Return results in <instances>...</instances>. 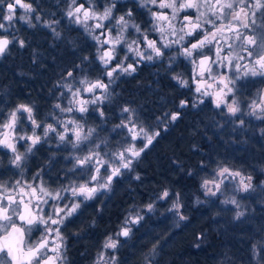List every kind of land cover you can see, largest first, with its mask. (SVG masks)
<instances>
[{
  "label": "flooded vegetation",
  "instance_id": "af4514ba",
  "mask_svg": "<svg viewBox=\"0 0 264 264\" xmlns=\"http://www.w3.org/2000/svg\"><path fill=\"white\" fill-rule=\"evenodd\" d=\"M23 2L32 4L35 11L26 13L24 9L17 7L15 18L11 23L2 19H0V23L16 27L14 33L17 34L26 28H76L79 35L74 38V43L78 45V52L75 57L77 59L87 57L88 63L92 66V74H81L80 77H85L89 83H95L99 80L108 85L107 89H101L111 92L112 105L109 106L113 110L111 111L108 127L109 142L107 146L96 149L104 160L114 159L111 154L116 153L118 150L123 151L130 145H134L139 150L146 143V140L141 137L132 140L128 128L121 129L124 138L122 137L121 141L118 142L116 118H119L121 123L125 124H129V121H131V125L135 124L137 126L135 131L142 127L151 134L159 132V135L138 157H132L130 168L122 169V174L113 178L108 189H99L92 199L85 200L83 196L74 198L81 203L72 216L67 217L60 225H53L49 222L48 227L53 229L59 227L62 237V239L58 238L55 232L48 234L50 248L62 244L59 249L62 259H56L54 264H113V257H115V264H141V260H133L135 256L139 255L133 254V249L139 248L138 245L118 242L115 249L105 248L104 245L109 237L116 238L119 227L126 221L125 215L117 225L115 198L118 181L124 175L128 181L131 180L144 152L156 139H163L164 142V139L171 137L179 142L182 132L185 131L187 138L194 142L192 143L197 150L200 147L197 146L196 141H205L207 147L201 150L204 153L226 155V157L230 155L227 159L225 157L226 160H224L227 161L228 167L243 165L245 168L253 164V161L264 167V131H262L264 130V118H257V116H264V113H261L260 108H256V115L249 114L252 111L249 106L254 101L264 107V77L249 75L235 80L233 93H227V89L223 88L221 82L222 77L235 78V69L227 67L229 60L232 61V64L239 63L243 65L247 63V60L236 59L237 54L246 56V53L238 47L239 41L231 38L233 35L231 32L225 31L223 34H218V45L215 43L209 45L201 50L202 55L192 58H187L182 54V45L190 46L188 45L189 41L195 42L192 37H186L181 44H172L171 47L163 48V55L159 57L151 49L146 48V42L139 43V45L134 44L133 49L139 47V51L144 54L145 58H141L136 54V51H129L128 49V44H131L133 40H143V36L132 27L123 32L120 43L104 44L103 41L106 38L114 40L119 33V25L116 24L115 19L99 21L104 25V28L97 29L94 27L98 22L96 19L90 18L84 23H76L73 19H69L67 11L71 0H23ZM165 2H168V0H165ZM76 3L77 5L83 4L84 8L91 9L98 14H102L105 7L115 3L114 17L125 15L131 9L133 12L132 22L140 26L142 32L147 34L148 39L155 40L157 46H160L164 41L161 40V33L155 30L154 25L165 28L166 41L177 39V36L169 34L170 30L166 21H157L152 15L153 12L163 13L171 18L172 10L169 8L161 9L158 5L152 4L141 7L140 0H76ZM204 10L201 9V11ZM25 15L31 23L19 18ZM185 15L195 17L197 13L194 9H186L179 13V17ZM257 15L259 16V13ZM37 16L40 17L39 20L36 19ZM80 16L83 20V14H80ZM85 23L88 25V29H86ZM172 23L179 29L180 23L177 20H173ZM217 23L221 22L218 21ZM205 27L210 26L205 25ZM107 29L112 30L110 37L106 31ZM239 30L241 32L246 31L242 27ZM102 32L104 35H100ZM14 33L0 29V36H6L11 41L6 51L0 55L2 56L0 58V139H6L9 143L14 144L17 153L24 158L20 166L17 167L12 163L17 153H13L10 148L0 144V184L9 187L7 192L0 190V196L12 195L17 199L22 198L25 202L31 200L30 208H32V205L39 203V207L43 211L40 212L39 209L32 208L33 215L39 212L40 216L48 217L53 213V204L63 207L64 204L71 202L73 198L70 193H61V195L68 197L64 200H51L48 197H42V199L48 200V203L44 204L37 201L31 195L30 190H28V195L18 196L19 189L17 188V191L13 192L11 188L16 185L17 181H20L21 186L25 188L28 184L38 186L43 183L48 191L56 192L61 190L62 187L67 188L72 184L85 183L90 180L92 175H97L94 170L88 171L79 167L74 169V157H83L88 154V149L94 148L98 144L100 134L98 123L100 119H97V114L99 113L93 110V107V109L86 111L87 113L81 119L79 114L71 116L76 118L80 124L83 123L85 132L89 128L96 130L91 137V142H85L79 149H73L71 144L61 142L55 132H50L48 137L44 138V126L47 124H52L58 132H63L66 124L69 129H72L67 123L69 115L55 107L57 104L68 105V100L65 99L68 93L62 91V84L38 85L28 83L9 85L4 83L5 73H13L12 68L6 67L11 62L9 57L18 54L16 50L25 46V44L21 46L20 43L12 41ZM97 35L100 36L99 41L93 38ZM18 36L19 42H24V39L20 35ZM85 39H87L93 53L91 57H88L84 50L83 40ZM228 44H232V48H229ZM217 47L222 49L219 56H217ZM109 49H114L113 55L115 58L111 60L106 69L99 57L105 50ZM149 54L153 56L152 60L146 58ZM203 56L215 59L217 63L213 64L209 60L201 65L200 60L203 59ZM125 57L127 58L125 59ZM193 60H195V63ZM11 63L14 64V62ZM118 63H121L124 67L132 64L136 70L123 72L117 69L113 73V77L109 78L106 71L111 70ZM209 69H211V72H209ZM241 72H243V69H241ZM181 81L186 83L181 84ZM197 88L200 91H197ZM224 93H227V95ZM88 99L89 92L85 91L83 97L79 96L77 103L71 108L79 109L81 107L79 101H87ZM120 99H124V101H120ZM233 99L238 101L241 109V112L237 113L236 116L228 114L227 108L224 106L225 103H231ZM182 100L186 102V106L183 108L180 107V101ZM218 101L221 102L220 107L216 106ZM120 102H125L124 108L128 107L132 111L123 112L122 110L121 115L118 114L117 106L120 105ZM21 104L33 107L34 118L41 124V127L34 130L31 121L27 119V113H18L15 130L3 127V124L8 122L9 114ZM175 112H179V117L172 121L170 114ZM166 114H169L167 118ZM241 119L244 120L243 125L239 123ZM57 121L60 123H57ZM33 131L36 135H40L42 140L32 148L31 152H28L27 149L31 142L18 137L32 136ZM67 135L74 140L70 131ZM211 140H217L215 147L211 146ZM116 164L117 161L112 164V167H116ZM110 172L111 167H109L108 172L101 168L100 173L97 175L99 183H104V178ZM37 173H39V177H37ZM96 185L97 181H92L89 184L90 187ZM107 204L111 207L108 216L106 213ZM94 210L97 213H94ZM21 211H23V205H21ZM52 218L58 219L54 215ZM14 219H16L18 226H23L25 229L22 249L29 244H34L45 235L44 224L28 225L17 217H14ZM86 220L90 225L98 224L99 220L104 223L100 230L102 236H98V242H84ZM29 228H31L30 233L27 231ZM2 235L3 233H0V237ZM120 236L124 237L123 235ZM206 247L208 246H205V249ZM250 249L252 252L243 255L248 258L244 263L264 264V259L252 258L254 256V245L250 246ZM48 255L55 257L56 253L50 251ZM21 260L22 264H26L24 257H21Z\"/></svg>",
  "mask_w": 264,
  "mask_h": 264
},
{
  "label": "snow or ice",
  "instance_id": "6c2138e0",
  "mask_svg": "<svg viewBox=\"0 0 264 264\" xmlns=\"http://www.w3.org/2000/svg\"><path fill=\"white\" fill-rule=\"evenodd\" d=\"M148 4L158 5L159 8H169L172 10L171 18L168 15L163 13L153 12L152 15L155 17L157 21H166L168 25V29L170 30L169 34L177 36V39L172 41L165 40V28L158 27L154 25L155 30L161 33V40L164 41L160 46H157V42L155 40L148 39L146 33H143L140 26L132 22L133 12L131 9L125 13V15H121L119 17L113 16V10L116 7L115 3H111L109 6L104 8L102 14H98L91 9L84 8L83 4L77 5L76 0H71V4L69 5V10L67 11V16L69 19H73L76 23H84L88 19H96L98 22L95 24V28H104V25L99 21L112 19L116 20V24L119 25V33L112 39H105L103 41L104 44L112 43L118 44L120 43L123 32H125L129 27L135 29L137 33H140L143 36L142 41L133 40L131 44H128L129 51H136V54L141 58H145L144 54L139 51V47L133 49V45H139V43L146 42V48L151 49L152 52L155 53L157 57L163 55V48L171 47L172 44H181V42L185 41L186 37H192L195 42L189 41L188 45H182V54L187 58H192L194 56L202 55L201 50L209 45L219 44L218 34H223L225 31L231 32L232 39L235 41H239L238 47L242 52L246 53L245 55L237 54V60H247L245 64H232V61L229 60L227 67L230 69H235V78L232 77H222L221 82L223 83V88L227 89V93H233L235 80L240 79L246 76H261L264 77V0H140V6L145 7ZM75 5V7H73ZM17 7L24 9L25 12H32L35 9L32 7L30 3H24L23 0H0V19L11 23L15 18V13ZM205 9L201 11V9ZM6 9V11H5ZM186 9H194L197 13L195 17L190 15H185L183 17H179V13ZM239 9V10H237ZM83 10V20L79 15ZM259 13V16L257 15ZM127 17V18H126ZM21 20H27V22L31 23V21L27 18V16H20ZM37 20L40 19L39 16L36 17ZM173 20H177L180 23L179 29L172 23ZM187 21V23H185ZM220 21L221 23H217ZM236 22V23H234ZM208 25L210 27H205ZM238 25V26H237ZM51 26V25H49ZM86 29H88V25L85 23ZM242 27L246 31L241 32L239 28ZM0 29H5L6 26L4 23H0ZM55 31V30H54ZM108 32L109 37L111 36V29L106 30ZM57 36L59 33H55ZM100 35H104L102 32ZM96 40H100V36L93 37ZM227 39V38H225ZM11 41L4 36H0V55H2L9 43ZM21 46H23L24 42H19ZM229 48H232V44H228ZM222 49L217 47V56H219V52ZM114 49L105 50L103 54L99 57L102 63L107 66L110 64L111 60L114 59L113 55ZM127 57H125L126 59ZM148 60H152L153 56L151 54L146 57ZM84 59H87L85 57ZM226 59V58H225ZM211 60L213 64L217 63V60L212 59L208 56H203V59L200 60V64L204 65L206 61ZM195 63V60H193ZM222 63V61H221ZM120 69L123 72L135 71L136 69L132 64L124 67L121 63H118L116 66L112 67L111 70H107L106 74L109 78L113 77V73ZM243 69V72H241ZM211 72V69H209ZM67 75L71 77L73 75L72 72H68ZM176 78V77H174ZM80 83L87 84V87L83 89H76L73 91L72 86L70 84H65L64 87L72 94L73 97H77L80 95L81 91H87L89 93L94 92L96 88L107 89L108 85L103 84L101 81L97 80L95 83L88 84L86 80H81ZM186 82L181 81V84ZM197 91H200L197 88ZM223 91V90H221ZM227 93H224L227 95ZM99 97L92 99L91 101H79L81 107L78 109L81 113L86 112L87 108L83 105L87 103H96ZM186 106L185 101H180V107L183 108ZM217 107L221 106V102L218 101L216 104ZM227 108L228 114L231 116H236L237 113L241 112L239 107V103L236 99H233L231 103H225L224 105ZM56 108L60 109L61 112H71L73 108H61L59 104L55 105ZM252 111L249 113L250 115H256V108H260L261 113H264V107H261L260 104H257L255 101L252 105L249 106ZM33 107L31 105L21 104L18 105L8 117V122L3 124L5 129L15 130V126L18 120V113L23 114L27 113V119L31 121L33 125V129L41 127V124L37 122L33 115ZM132 110L128 107L123 109V112H131ZM103 115V112L100 113ZM169 114H166V118ZM179 117V112L171 113L170 119L175 121ZM257 118H264V116H257ZM57 123H60L57 121ZM68 124L75 125L74 128L69 129L67 124L64 127L63 132H58L56 127L52 124H47L44 126L43 137L47 138L50 132H55L59 137L61 142H66L71 144L73 149H79L81 145L85 142H91V137L95 133L94 128H89L86 132L83 130L82 126L78 124L74 120H70L67 122ZM239 123L241 125L244 124V120H240ZM131 124V121H129ZM117 127L128 128L129 133L131 134V139L136 140L138 137L146 140L143 148L137 150L134 145H130L125 148L123 151H118L116 153L111 154L114 159L104 160L100 153L96 151L99 149L100 145L96 144L94 148L88 149V154L83 157L75 156V165L79 168H85L88 171H93L98 175L100 173V169L104 168L105 172H108L109 167H111V172L104 178V183H99L97 180V175H92L90 180L86 181L82 184H72L67 188H61L56 192L48 191L41 183L38 186H33V184H28L27 187L21 186L20 181L16 182V185L11 188V191H17L18 196L28 195L30 193L33 197L37 199V201L42 202L44 204L48 203L47 199H42V197H48L51 200H64L68 197L61 195V193H70L73 198L70 203H66L63 207H60L56 204H53V213L48 217L40 216L39 212L36 215H33L32 208L39 209L40 212L43 211L39 207V203L32 205V208L29 207L31 205V200L25 202L22 198L17 199L12 195L0 196V233H3L2 237H0V264H22L21 257H24L26 260V264H54L56 259H62V254L59 249L62 247V244H57L54 248L49 247L48 234L51 232H55L57 237L62 239L59 227L53 229L48 227L49 222L53 225H60L67 218L72 216L77 209L80 207L81 202H77L74 198L78 196H83L85 200L92 199L95 193L103 188L108 189L113 178L118 177L122 174V169H129L132 164V157H138L141 152L144 151L145 148L148 147L149 144L152 143L153 139L159 135V132H155L151 135L144 129L140 128L139 131H135L136 125L132 124L129 127L128 124L121 123L117 125ZM71 132L74 140L67 135V133ZM264 131V130H262ZM19 139L28 140L31 142L27 151L31 152L32 148L35 147L38 143L41 142L42 137L40 135H36L35 131H33L32 136H19ZM0 144L10 148L13 153H17V150L14 144L9 143L6 139H0ZM126 153L130 155H126ZM107 155V154H106ZM23 156L17 153L12 161L17 167L20 166ZM115 161H119V165L116 167H112V164ZM73 169V170H74ZM219 177L227 179L228 176H240V191L248 192L249 190H254L252 184V177H243L240 172H231L229 168L224 167L219 170L217 173ZM37 177H39V173H37ZM139 179V177H137ZM92 181H97L96 186H89ZM247 181V182H245ZM213 184L215 189L219 191L220 184L223 183V179L217 183L215 180L213 181H204V187L207 189V193L211 195H216V192L211 188H207L208 184ZM0 190L7 192L9 187L7 185L0 184ZM39 193V195H37ZM168 193L164 192L163 197H167ZM162 197V198H163ZM7 201V202H5ZM225 203H232L239 208L238 202L233 198L230 201H225ZM21 205H23V211H21ZM149 210H151L152 205L149 204L147 206ZM174 207H178V205H174ZM58 217V219H53L52 216ZM244 213L238 211L236 213V218L243 216ZM17 217L21 221H25L28 225L33 224H44L45 225V235L41 237L34 244H29L26 248L22 249L21 245L24 243V231L23 226H18L16 219ZM142 217L137 216L134 220L125 221V224L132 222L138 223ZM181 219H184L181 216ZM30 233L31 228L27 229ZM130 229L124 227L121 229L118 235H123L125 237L129 236ZM117 241L113 240L109 237L108 242L104 245L105 248L115 249L117 247ZM255 248V246H254ZM55 252L56 256L48 255V252ZM113 264H115V257L112 258Z\"/></svg>",
  "mask_w": 264,
  "mask_h": 264
},
{
  "label": "trees",
  "instance_id": "16d2710c",
  "mask_svg": "<svg viewBox=\"0 0 264 264\" xmlns=\"http://www.w3.org/2000/svg\"><path fill=\"white\" fill-rule=\"evenodd\" d=\"M18 34L25 46L16 50L18 54L8 56L14 64L10 62L6 67L12 68L13 73H5L4 83L57 85L69 77L68 72L79 76L92 74L89 61L75 57L78 45L74 38L79 35L76 28H26ZM83 45L86 55L93 56L87 39ZM124 106L125 102H120L118 114ZM112 110L110 106L104 110L108 126ZM120 124L116 118V126ZM186 134L182 132L179 142L171 137L164 142L156 139L144 152L131 180L125 175L121 177L115 198L117 225L136 207L151 204L148 214L144 215L142 210L143 224L134 234L133 244L139 247L133 249V254H139L134 261L141 260L154 247L157 264H245L248 258L243 255L252 252L250 246L264 230V197L248 208L249 216L236 218L231 209L220 206L218 199L205 196L203 177L208 170L228 164L224 160L230 155L204 153L201 150L207 147L205 141H196L200 147L197 150ZM210 143L215 147L217 140ZM164 192L168 193L165 200ZM173 203L179 205L177 216L171 209ZM110 209L107 204V216ZM103 225L102 220L96 225L86 220L84 242H98Z\"/></svg>",
  "mask_w": 264,
  "mask_h": 264
},
{
  "label": "rangeland",
  "instance_id": "374dc122",
  "mask_svg": "<svg viewBox=\"0 0 264 264\" xmlns=\"http://www.w3.org/2000/svg\"><path fill=\"white\" fill-rule=\"evenodd\" d=\"M80 14H83V12L81 11ZM79 14V15H80ZM74 20V18H73ZM75 22V21H74ZM6 26V30L4 29L5 32H13L15 31L16 27H13L11 25H5ZM15 35L13 36V42L15 43H19V34L14 33ZM10 53V51H9ZM2 56H0L1 58ZM3 59V58H2ZM104 65V64H103ZM81 80H86L85 77H80L79 74H73L71 77H68L63 83H62V91H67L68 95L65 97L66 100H68V105H61V108H68V107H73L74 104L77 103L78 97H83L85 91H81L80 95L77 97H73L72 94L67 90L66 87H64L65 84H70L72 86L73 91H75L76 89H83L87 86V84H81L80 81ZM87 81V80H86ZM88 84H91L87 81ZM64 93V92H63ZM111 92L109 91H104L101 88H96L94 90V92L89 93V99L87 101H91L92 99L99 97V99L97 100L96 103H87L85 105H83L84 107H87V111L89 109H94L95 111H97V119H100L99 121V140H98V144L100 145V147H104L107 146L108 142H109V131H108V125L105 122L107 116L104 110H106V108L109 107V105H112L111 103ZM64 99V97H62ZM103 112V115H101L100 113ZM63 113H67L68 116V120H74L76 121L78 124H80V122L71 116L77 115L79 114L80 119L83 117V115H85L87 112H84V114L78 110V108H73V111L71 112H63ZM70 117V118H69ZM84 130V126L83 123L81 122L80 124ZM129 127H131V124H128ZM69 126L71 128H74L75 125L73 124H69ZM120 128V127H119ZM123 128L117 129V134L119 135V137L121 138H117L118 142L121 141L123 135L122 130ZM139 130H137L138 132ZM149 135H151L150 132H148ZM122 134V135H120ZM118 152V151H117ZM126 155H128L126 153ZM251 157V156H250ZM253 164L248 165L244 168L243 165L241 166H229L228 164H223V165H219L216 166L214 168H212L211 170H208V172L205 174V176L202 179V184L204 185V181H213L215 180L217 183L220 182L221 179H223V183L220 184V189L219 191H217L215 189V187L213 186V184H208L207 188H211L213 191L216 192V195H211L207 193V189L203 186L204 188V194L205 196L210 195L209 199H218L216 201H219L220 206L224 207V208H228L231 209V212L233 213V215L236 217V213L238 211L243 212L244 215L239 217V218H244L245 216H249L248 212V208L250 206H255V202L256 203H260L259 200L260 198L264 197V167L256 164V162H252ZM117 166L119 165V161H117ZM210 165V163H209ZM227 167L230 169L231 172H240L242 174L243 177H248L251 176L252 177V184L254 187V190H249L248 192H243L240 191V180L241 177L240 176H228L227 179H224L222 177H219L217 175V173L219 172V170L221 168ZM247 182V181H245ZM163 196V195H162ZM213 196V197H212ZM168 197V195H167ZM167 197H163L162 199L165 200ZM235 199L238 204H239V208L236 207V205L232 204V203H225V201H230L232 199ZM159 199V198H158ZM217 203V204H219ZM215 204V203H214ZM149 205V204H148ZM146 205H141L136 207L135 210L128 212L126 214V220L131 221L134 220L137 216L142 217V210L144 211V215L149 212V208ZM174 205H178L176 203H173L171 209L174 211V215H178V209H179V205L178 207H174ZM147 211V212H145ZM143 218V217H142ZM143 224L142 219L139 220L138 223H132L129 222L127 224L123 223V225H121L117 231V236L116 238H114L113 240L119 242V243H129V244H133V239H134V234L136 233V228L137 227H141ZM127 227L128 229H130L129 232V236L127 237H121L120 235H118V233H120L121 229ZM108 242V240H106V243ZM144 246V245H143ZM254 246H256L254 248V256L252 257L253 259H264V230L261 233L260 238L255 242ZM156 257H157V253L154 250V247L150 250V251H146L141 258V264H157L156 263Z\"/></svg>",
  "mask_w": 264,
  "mask_h": 264
},
{
  "label": "water",
  "instance_id": "95a60500",
  "mask_svg": "<svg viewBox=\"0 0 264 264\" xmlns=\"http://www.w3.org/2000/svg\"><path fill=\"white\" fill-rule=\"evenodd\" d=\"M4 37H6V36H4ZM8 38V37H7ZM9 39V38H8ZM10 40V39H9Z\"/></svg>",
  "mask_w": 264,
  "mask_h": 264
}]
</instances>
